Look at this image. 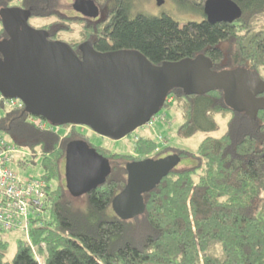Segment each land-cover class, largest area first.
Masks as SVG:
<instances>
[{"label": "trees", "instance_id": "1", "mask_svg": "<svg viewBox=\"0 0 264 264\" xmlns=\"http://www.w3.org/2000/svg\"><path fill=\"white\" fill-rule=\"evenodd\" d=\"M94 1L97 17L75 12L65 0H0V41L9 37L1 11L19 6L29 10V24L79 55L86 41L100 52L135 49L154 64L203 53L215 70L248 67L264 79V0H234L241 15L232 22H210L206 0H174L204 15L183 24L168 13L133 14V0ZM164 105L181 114V136L203 131L196 150L141 136L133 152L112 151L90 143L75 123L52 124L25 104H1L0 129L32 153L33 164L41 161L47 185L45 220L32 222V244L22 232L25 238L9 260V241L0 238V264H264V107L238 111L226 103L222 88L188 94L181 87L168 91ZM30 115L54 128H40L28 121ZM221 123L224 131L215 134ZM62 125L70 129L63 133ZM74 139L87 140L111 165L104 183L81 195L70 192L64 174L66 147ZM169 155L190 164L174 166L144 192L140 212L120 215L113 199L126 186L128 164Z\"/></svg>", "mask_w": 264, "mask_h": 264}, {"label": "water", "instance_id": "2", "mask_svg": "<svg viewBox=\"0 0 264 264\" xmlns=\"http://www.w3.org/2000/svg\"><path fill=\"white\" fill-rule=\"evenodd\" d=\"M73 4L82 15L98 16L94 0ZM203 10L210 22H232L241 15L234 0H206ZM1 16L9 37L0 41V90L52 124H86L122 138L157 114L175 87L188 94L222 88L226 103L238 111L256 113L264 107V79L248 67L215 70L203 53L154 64L135 49L100 52L90 41L80 45L79 55L67 42L50 40L45 29L29 24V10L12 6ZM179 161L169 155L129 163L126 186L113 199L115 210L124 217L140 212L142 194ZM110 172L108 158L87 140L68 142L64 174L72 194L96 188Z\"/></svg>", "mask_w": 264, "mask_h": 264}, {"label": "rangeland", "instance_id": "3", "mask_svg": "<svg viewBox=\"0 0 264 264\" xmlns=\"http://www.w3.org/2000/svg\"><path fill=\"white\" fill-rule=\"evenodd\" d=\"M65 2H71L70 4H72L74 0H65ZM73 10L75 11V9ZM131 12L133 14L136 12H143L150 15H161L162 13H168L180 24H183L188 20L200 21L204 18L202 12L185 9L182 6L180 7L174 0H163L162 3H159L158 0H133ZM262 75H264V72H262ZM169 100H171V98H169ZM159 114H165V116L156 120L154 126H149L145 123L122 138H114L97 133L90 126L84 124H76L75 127L79 131L83 132L89 142L93 145L104 146L111 149L112 151L133 152L134 144L137 141V138L141 136H150L154 138H159L161 136V142H163V144L168 143L170 145L196 150L201 139L203 138L204 133L202 130H199L190 136H181L178 133L179 125L183 120L181 114H179L172 106L165 105L159 111ZM224 126V123H221L220 128L214 133L219 134L220 132L224 131ZM69 129L70 127L62 125L61 132L66 133ZM5 135L6 138L9 139L6 132ZM32 158L33 155L31 153L28 156L29 161H26L27 164L25 169H20V172L23 175L30 174L40 176L42 174L41 161L37 160V163L33 164L31 162ZM189 164V159H181L178 163H176V166L183 167ZM22 237L25 238L24 234L20 231H12L8 233L0 231V238H7L9 241V248L6 254L7 259H12L16 251L17 242ZM39 257V260H41L42 263L43 261L41 255H39Z\"/></svg>", "mask_w": 264, "mask_h": 264}, {"label": "built area", "instance_id": "4", "mask_svg": "<svg viewBox=\"0 0 264 264\" xmlns=\"http://www.w3.org/2000/svg\"><path fill=\"white\" fill-rule=\"evenodd\" d=\"M1 104L7 108L24 105L20 98H8L0 90ZM158 118L159 114L153 115L147 124L152 125ZM28 121L43 129L54 128V125L35 115H30ZM29 154L27 149L6 138L4 130L0 129V231L24 232L27 241L32 244V222L42 225L45 220L43 189L47 183L40 176L21 174L20 169H25Z\"/></svg>", "mask_w": 264, "mask_h": 264}, {"label": "flooded vegetation", "instance_id": "5", "mask_svg": "<svg viewBox=\"0 0 264 264\" xmlns=\"http://www.w3.org/2000/svg\"><path fill=\"white\" fill-rule=\"evenodd\" d=\"M84 125H86V124H84Z\"/></svg>", "mask_w": 264, "mask_h": 264}]
</instances>
